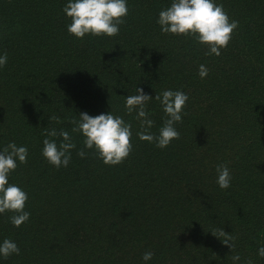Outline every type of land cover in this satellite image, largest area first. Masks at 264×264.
I'll return each mask as SVG.
<instances>
[{"label": "trees", "instance_id": "obj_1", "mask_svg": "<svg viewBox=\"0 0 264 264\" xmlns=\"http://www.w3.org/2000/svg\"><path fill=\"white\" fill-rule=\"evenodd\" d=\"M69 0H0V151L26 146L9 182L28 194L29 220L14 227L0 214V244L20 254L0 264H264V0H215L239 22L221 55L192 38L161 32L159 12L172 0H127L120 34L70 35L63 12ZM208 69L205 78L199 67ZM137 87L159 135L165 114L156 94L183 91L187 115L180 139L165 149L136 135V113H126ZM112 113L132 125V154L108 166L70 119ZM58 116L57 124L49 120ZM64 129L76 148L56 169L42 155L45 129ZM227 164L228 189L216 167ZM236 237L235 252L212 231ZM154 253L145 262V252Z\"/></svg>", "mask_w": 264, "mask_h": 264}, {"label": "clouds", "instance_id": "obj_2", "mask_svg": "<svg viewBox=\"0 0 264 264\" xmlns=\"http://www.w3.org/2000/svg\"><path fill=\"white\" fill-rule=\"evenodd\" d=\"M63 12L71 21L67 26L68 33L83 41L86 35L109 38L118 36L120 26L126 22L129 9L127 0H69ZM157 23L163 34L192 38L208 49L205 55L214 54L217 57L221 55L222 49H227L235 30L239 27V22L231 19L223 4H217L215 0H172L170 6L159 12ZM7 60L6 52L0 55V68L7 64ZM198 74L202 79L207 77V67L200 65ZM136 92L137 94L126 97L125 109L128 115L136 113L135 118L140 122L141 129L136 133L139 139L154 142L160 149L167 148L173 140H179L180 132L175 125L182 123V117L187 115L184 109L187 107L189 96L179 90H165L156 94L155 100L160 102L165 119L159 129V135H155L150 132L154 121L150 119L147 111V105L153 97L144 93L143 88L137 87ZM49 120L57 124L63 122L55 115ZM69 122L73 125L72 132L80 133L84 137V148L77 152L79 157L84 158L87 155L84 149L93 150L98 159L111 167L123 164L132 154V125L122 117L112 113L92 116L82 112L79 119L72 118ZM44 135L62 138L59 145L54 139L45 138L42 155L56 169L66 168L71 161V151L76 148L72 136L64 129L58 132L55 128H46ZM28 155L26 146H17L14 142L0 151V214L12 213L9 219L14 227L26 223L30 213L25 210L27 192L10 183L9 176L16 171L19 164H27ZM216 172L218 186L228 189L232 176L227 164L217 165ZM212 234L235 252L236 237L223 229L214 230ZM13 254L19 255L20 248L14 241L4 239L0 244V257L8 259ZM153 255V252L147 251L142 259L147 262ZM258 255L264 258V247L258 249ZM231 259L236 264L241 258L236 253ZM244 264H252V261L246 260Z\"/></svg>", "mask_w": 264, "mask_h": 264}]
</instances>
